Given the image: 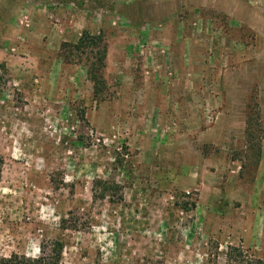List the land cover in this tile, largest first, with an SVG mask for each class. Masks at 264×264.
Segmentation results:
<instances>
[{
	"label": "rangeland",
	"instance_id": "374dc122",
	"mask_svg": "<svg viewBox=\"0 0 264 264\" xmlns=\"http://www.w3.org/2000/svg\"><path fill=\"white\" fill-rule=\"evenodd\" d=\"M0 157V259L264 261V0H0Z\"/></svg>",
	"mask_w": 264,
	"mask_h": 264
},
{
	"label": "trees",
	"instance_id": "16d2710c",
	"mask_svg": "<svg viewBox=\"0 0 264 264\" xmlns=\"http://www.w3.org/2000/svg\"><path fill=\"white\" fill-rule=\"evenodd\" d=\"M106 44L100 35H91L87 31H82L76 43H61L59 47L58 57L65 64L79 63L84 68L87 80L92 85V95L100 101L104 98L105 82L102 72L105 67ZM247 129L252 125L250 121H246ZM248 135V132H247ZM3 160L0 157V177ZM100 187L102 193L95 194L94 188ZM116 188L109 182L95 180L92 184L93 198L104 199V194ZM55 251L49 258L48 256H40L36 259L25 258L11 254L8 258H1L0 264H58L59 256L62 250V244L59 241L53 244ZM223 264H264V261L255 259L239 248L228 247L224 254Z\"/></svg>",
	"mask_w": 264,
	"mask_h": 264
}]
</instances>
